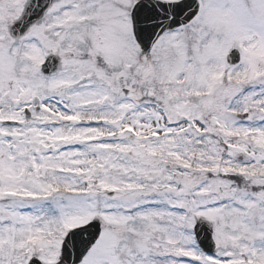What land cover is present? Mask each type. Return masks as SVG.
I'll use <instances>...</instances> for the list:
<instances>
[{
  "label": "snow or ice",
  "instance_id": "obj_1",
  "mask_svg": "<svg viewBox=\"0 0 264 264\" xmlns=\"http://www.w3.org/2000/svg\"><path fill=\"white\" fill-rule=\"evenodd\" d=\"M0 264H264V0H0Z\"/></svg>",
  "mask_w": 264,
  "mask_h": 264
}]
</instances>
